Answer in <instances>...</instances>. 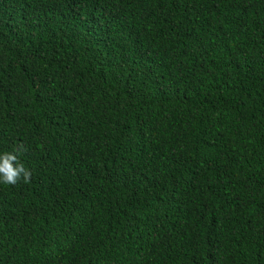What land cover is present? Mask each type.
<instances>
[{
	"label": "trees",
	"instance_id": "trees-1",
	"mask_svg": "<svg viewBox=\"0 0 264 264\" xmlns=\"http://www.w3.org/2000/svg\"><path fill=\"white\" fill-rule=\"evenodd\" d=\"M0 264H264V0H0Z\"/></svg>",
	"mask_w": 264,
	"mask_h": 264
},
{
	"label": "clouds",
	"instance_id": "clouds-1",
	"mask_svg": "<svg viewBox=\"0 0 264 264\" xmlns=\"http://www.w3.org/2000/svg\"><path fill=\"white\" fill-rule=\"evenodd\" d=\"M30 179V170L18 160L16 154L9 152L0 154V183L16 185L21 180L27 183Z\"/></svg>",
	"mask_w": 264,
	"mask_h": 264
}]
</instances>
